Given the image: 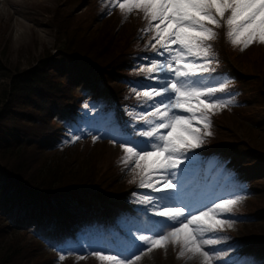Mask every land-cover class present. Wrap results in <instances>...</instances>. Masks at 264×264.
Listing matches in <instances>:
<instances>
[{"label": "trees", "instance_id": "trees-1", "mask_svg": "<svg viewBox=\"0 0 264 264\" xmlns=\"http://www.w3.org/2000/svg\"><path fill=\"white\" fill-rule=\"evenodd\" d=\"M74 2L64 3L69 6ZM103 12L108 13L107 7ZM141 19L142 14L137 15L129 27L128 21L133 19L122 22L120 11L104 19L102 27L92 30L83 24L75 25L74 15L64 8L55 10L52 20L58 32L65 34L62 45L11 76L6 100L0 102V210L7 214L6 222L0 219V264H49L50 257L37 249L43 246L42 238L37 240L38 246L19 247L10 236L12 230L38 224L44 226V237L55 246L65 245L67 241L78 243L83 240L81 234L90 241L98 240L103 234L106 242L113 245L132 244L129 231L136 232L140 223L133 226L132 213L107 198L122 190L119 178L107 180L108 176L95 170L83 177L80 171L73 173L62 160L59 165L45 168V154L63 135L65 125L53 119L54 116L65 113L70 126L81 116L80 100L86 96L74 90L81 82L90 89L92 98H105L106 111L112 112L113 120L128 132L139 130L135 125L139 122L138 114L145 111L144 98H138L132 89L142 90L141 84L154 83L146 79L147 74L140 67L148 65L150 56L155 54L149 40L134 41ZM213 44L218 74H229L228 77L238 81L234 88H246L243 93L256 101L248 115L264 118V45H258L257 56L249 55L252 67L241 59L242 69L225 62L219 43ZM231 46L229 43L230 55L238 54V46ZM213 78L217 80L216 76ZM103 114L105 111L100 116ZM218 130L219 135L212 132V136L205 138L203 147L193 150L202 162L192 190H198L201 195L224 186L238 191L247 183H252L250 188L254 190L261 181L248 180L251 172L264 165V144L235 133H226L228 138L222 139L219 137L222 131ZM205 161L213 162L214 170L224 164L222 174L210 175L205 171ZM250 197L244 195L250 202L247 207L243 205L233 212L239 217L264 216V192L258 198L249 200ZM242 236L249 244L240 249L241 257L252 251L264 253V229L248 231ZM81 244H85L84 240Z\"/></svg>", "mask_w": 264, "mask_h": 264}, {"label": "snow or ice", "instance_id": "snow-or-ice-1", "mask_svg": "<svg viewBox=\"0 0 264 264\" xmlns=\"http://www.w3.org/2000/svg\"><path fill=\"white\" fill-rule=\"evenodd\" d=\"M117 5L122 22L134 11L143 13L147 24L140 32L151 33V49L164 57L140 67L154 83L141 84L142 90L132 89L138 98H144L145 111L138 114L143 130L119 142L124 155L118 161L131 174L129 183L138 178L140 188L160 193L158 197L144 195L140 202L153 205L157 209L154 215L162 220L153 224L152 235L129 233L133 239L127 256L105 250L88 255L99 264H138L146 253L171 245L179 249L178 259L199 257L201 264H215L220 256L209 249L220 239L213 237L232 226L234 221L227 217L241 197L219 198L196 207L206 197L186 186L189 173L181 166L213 135L212 116L235 104L234 97L225 100L217 95L226 93L230 82L213 87L203 79L218 63L213 44L220 35L217 30L224 29L226 40L240 51L254 43L264 45V0H110L108 13ZM137 135L141 139H134ZM80 138L74 135L71 139ZM99 138L93 135L92 141ZM72 254L71 250L60 254L58 264Z\"/></svg>", "mask_w": 264, "mask_h": 264}, {"label": "rangeland", "instance_id": "rangeland-1", "mask_svg": "<svg viewBox=\"0 0 264 264\" xmlns=\"http://www.w3.org/2000/svg\"><path fill=\"white\" fill-rule=\"evenodd\" d=\"M64 2H66V0H0L1 103L6 100L10 78L13 74L31 67L42 54L45 52L53 53L56 46L62 45V42L65 39V34L58 32L59 28L55 26L52 20L55 10H63L64 8L65 12L74 15L75 25L83 24L91 27L90 29L92 30L102 27L101 23L107 17H110L113 14H120L118 5L112 9L110 14L103 12L106 7L108 8L110 0H103V2L102 0H75V2L69 6H65ZM105 14L106 16L100 17ZM140 14H142L143 18V13H137V11H134L128 16V19H133L128 21L129 27L135 22L136 16ZM139 24L141 29L147 24V21L143 18ZM121 27L117 30L118 33ZM140 29L135 33L134 41L149 40L151 33L141 34ZM59 31L61 32V30ZM142 35L143 38H141ZM218 39H221V33ZM258 45H260V43H254L243 51H240V48L238 47V54L234 53L233 55H230L231 50L227 48L228 46L222 47L220 43V46L224 50L222 53L224 60H226L228 54L235 65L242 69L244 66L241 64V59H243V64H246V66H253V63L248 61L250 59L249 55H258ZM231 48H233V46H231ZM150 57L151 59H164V57L158 56L156 53ZM65 77L62 76V78ZM203 79L208 86H218V83L229 81L231 78L226 75L224 77L218 76L217 80H211L208 74H203ZM84 83L85 82H81L79 83V86L74 88L77 93L83 92L86 96L80 100V109L83 114L77 119V121L73 122L72 126L67 125L68 118L63 112H59L53 118L57 120L58 123H62L65 126H63L62 137L59 138L50 150H46L47 153L45 154V157L47 160L45 168L48 165L53 166L55 163H58L59 165L60 160H62L63 162L65 161L68 163V168H71L73 173L80 171L83 177H86L91 171L94 172V170L96 173H104L108 176L107 180L118 177L119 180L117 181L121 184L122 190L114 194H109L107 198L110 201L118 203L125 209L130 210L135 217L139 218L141 216L145 226H149V229L140 226L139 230L133 232V236H139L141 234L152 235L153 231L156 230L153 229V224L160 222L162 218L154 215V212L157 209H155L153 205L141 203L140 200L144 195L158 197L160 193H156L152 189L140 188L138 186V178L136 183H129L132 179L131 174L127 169H124L121 163L118 162L124 155L122 149L119 147V142L127 138H133V136L126 133L119 126L115 128L113 127L112 129L108 128V114L106 115V120L98 118V114L96 113L103 111V107L106 104L105 98L103 97L99 100L91 99V97L87 98L90 96V89L84 88ZM247 88L249 87L247 86ZM217 95L225 100L234 97L235 104H230L228 107L223 108L212 116L213 126L211 131L216 135H219L217 133H219L218 129H220L222 133L219 137L222 139L228 138L229 135L226 133H235L239 137L247 136L255 139L256 142L259 141V143L264 144V118L257 119L254 116L250 117L248 115L252 103H256V101L251 99L245 93L242 94V91L239 89L227 90L226 93ZM76 101V99L73 100V102ZM85 105H87V107H85ZM85 117H88V119ZM136 125L138 129H143L140 122ZM74 135H79L81 138L72 142L71 138ZM93 135L100 138L96 142H93ZM114 136L116 137L115 144L113 143ZM58 157L61 159L59 158V160H57ZM190 157L191 159H186L181 166L182 169H187L189 173L186 180L187 187H190L192 183L195 182L194 172L198 167V160H200L199 154L196 152L190 153ZM54 160L57 162H54ZM234 171H237V169L234 168ZM250 177L251 178L248 181L253 179L255 181H257L256 179L261 181L259 184V186H262L261 190L259 189V186L254 188V190L253 188L251 189L250 185L252 183L244 184L245 190L240 188V191H237V193L232 192L233 189H223L217 191L213 197L209 195L203 199L202 203H197L196 207H204L210 202H218L219 198H229L233 195H239L241 197L239 203L233 208V210L239 211L241 209L240 207L243 205L247 207L250 202L244 199V195L250 194V200L254 197L258 198L259 195L264 192V165L257 168L254 172H251ZM134 193L136 195H133ZM245 211L246 210H242L243 213ZM6 215L5 212L0 210V219L4 220V222H6L4 219ZM227 218L234 221L232 226L226 227L223 232L217 235V237H213L220 239V242L215 246H212L210 249L209 246H205L206 249L219 254L220 259L216 260L215 264H264V253H259L257 251L251 253L247 257H235L233 259L231 257L232 255L234 256V253H238L236 252L238 249L249 244L248 241L242 240V234L252 230L262 231V229H264V216L246 215L245 217H239L232 211V214ZM153 220L154 223H151ZM131 223L133 226H136V223L133 221H131ZM150 223L152 224L151 226ZM10 229L11 228H8L9 233L11 231ZM43 229L44 226L38 224L28 227L25 230H12L10 236H13L16 245L19 247L37 245V240L42 238L43 246L39 247L37 245V249H39L40 253L50 257L49 264H58L59 255L68 250H71L73 254L66 255V258L63 261H60L59 264H99V261L95 257L88 255V252L93 250H105L113 253L119 252L122 256L129 255V250H124V248H122L123 246H121V248H111L110 245L108 248L102 246V240H97L92 245L87 244L81 248L74 247L68 241L66 245L55 246L54 243H51L44 237ZM209 236H211V234H209ZM209 236H206L205 238H209ZM83 239L85 241V236ZM178 253L179 249L170 245L167 250L157 249L151 253H146L138 264H185L186 260L187 264H201V259L199 257L194 259H187V257L178 259ZM81 255L85 258L78 259Z\"/></svg>", "mask_w": 264, "mask_h": 264}]
</instances>
